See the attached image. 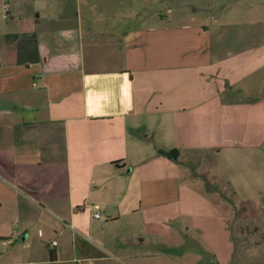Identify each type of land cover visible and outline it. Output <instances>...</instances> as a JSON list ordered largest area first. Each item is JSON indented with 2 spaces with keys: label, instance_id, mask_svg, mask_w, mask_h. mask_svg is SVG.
Masks as SVG:
<instances>
[{
  "label": "crops",
  "instance_id": "crops-1",
  "mask_svg": "<svg viewBox=\"0 0 264 264\" xmlns=\"http://www.w3.org/2000/svg\"><path fill=\"white\" fill-rule=\"evenodd\" d=\"M263 197L264 0H0V264H230Z\"/></svg>",
  "mask_w": 264,
  "mask_h": 264
},
{
  "label": "rangeland",
  "instance_id": "rangeland-1",
  "mask_svg": "<svg viewBox=\"0 0 264 264\" xmlns=\"http://www.w3.org/2000/svg\"><path fill=\"white\" fill-rule=\"evenodd\" d=\"M209 164L208 162L202 165L200 161H196L194 164L188 165V175L204 180L207 183L206 192L214 193L217 195L216 197L227 194V190H223L220 178L214 175L210 176L211 173H206ZM233 201L236 202L235 206H237L234 208H239L237 199L234 198ZM234 226L239 232L237 231L234 237L236 250L230 264H264V197L260 199L257 206L245 207L244 211L239 214L237 224ZM217 240L220 239L206 238L204 242L212 246V249L218 250L220 244L217 243ZM203 247L206 250L204 244ZM195 254L196 257L201 258L197 264H222L217 261L218 258L212 263L200 249H197Z\"/></svg>",
  "mask_w": 264,
  "mask_h": 264
},
{
  "label": "built area",
  "instance_id": "built-area-1",
  "mask_svg": "<svg viewBox=\"0 0 264 264\" xmlns=\"http://www.w3.org/2000/svg\"><path fill=\"white\" fill-rule=\"evenodd\" d=\"M2 12H3L2 17H3L4 19H6V18L8 17V15H9V13H10V6H9L8 4H4V5L2 6ZM94 208L97 209V207H94ZM93 218H94V219H98V218H99V213H95V214L93 215ZM55 245H56L55 242H52V243H51V246H52V247H54Z\"/></svg>",
  "mask_w": 264,
  "mask_h": 264
},
{
  "label": "trees",
  "instance_id": "trees-1",
  "mask_svg": "<svg viewBox=\"0 0 264 264\" xmlns=\"http://www.w3.org/2000/svg\"><path fill=\"white\" fill-rule=\"evenodd\" d=\"M164 155L167 156L168 158H170L171 160H176V158H177L175 151H171V152L165 153ZM230 197H232V195ZM48 260L49 261H54L55 260V255H54V253L52 251H49V253H48Z\"/></svg>",
  "mask_w": 264,
  "mask_h": 264
}]
</instances>
